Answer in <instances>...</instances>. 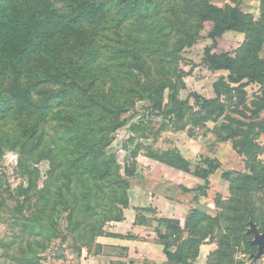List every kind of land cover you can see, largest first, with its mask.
I'll return each mask as SVG.
<instances>
[{
    "label": "rangeland",
    "instance_id": "374dc122",
    "mask_svg": "<svg viewBox=\"0 0 264 264\" xmlns=\"http://www.w3.org/2000/svg\"><path fill=\"white\" fill-rule=\"evenodd\" d=\"M226 3L245 29L213 39L204 14ZM114 17L58 29L31 57L44 114L0 109V264H264V76L204 61L210 46L233 76L260 70L264 0H142ZM11 77L0 59V93ZM207 158L206 193L185 190Z\"/></svg>",
    "mask_w": 264,
    "mask_h": 264
},
{
    "label": "trees",
    "instance_id": "16d2710c",
    "mask_svg": "<svg viewBox=\"0 0 264 264\" xmlns=\"http://www.w3.org/2000/svg\"><path fill=\"white\" fill-rule=\"evenodd\" d=\"M141 2L142 0H72L70 10L62 14L58 13L48 0H36L33 3H29V0H0V59L7 58L12 71V77L6 89L0 93V109L4 110L5 107L13 105L28 112L38 111L39 114H44L51 105L53 95L47 94L43 103H36L31 97V87L41 79L38 77V68L30 66V62L31 57L41 50L40 46L51 39L58 29L68 30L75 23L98 22L114 14L115 22L119 23L132 16ZM113 6L117 7L114 14L108 11ZM204 16L212 20L209 36L213 39L228 30L242 31L246 26L244 15L237 6L229 3L223 6L210 5ZM204 54V61L209 69L229 71V78L232 81H239L245 77L247 81L261 80L264 76L263 60L257 59L256 66L260 67L259 71L248 70L233 76L231 72L234 70V58L232 56L226 53L215 54L211 52L210 46L205 47ZM61 60L62 58L57 63L61 64L62 74L75 75L80 66L72 67ZM45 70L47 74L50 73L48 66ZM25 75L35 78L36 81H23ZM70 84L76 86V81L71 80ZM244 84L241 83L239 87ZM153 103L154 108L163 107L159 99H155ZM173 109L174 107H168L164 114H169ZM206 161L208 168L201 173L203 183L185 190L206 193L207 176L215 167L211 159L207 158Z\"/></svg>",
    "mask_w": 264,
    "mask_h": 264
},
{
    "label": "water",
    "instance_id": "95a60500",
    "mask_svg": "<svg viewBox=\"0 0 264 264\" xmlns=\"http://www.w3.org/2000/svg\"><path fill=\"white\" fill-rule=\"evenodd\" d=\"M259 243H260V245L264 244V234L262 235L261 240H260Z\"/></svg>",
    "mask_w": 264,
    "mask_h": 264
}]
</instances>
